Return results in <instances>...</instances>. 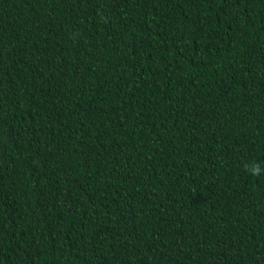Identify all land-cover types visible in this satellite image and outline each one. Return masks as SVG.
<instances>
[{
	"label": "trees",
	"instance_id": "16d2710c",
	"mask_svg": "<svg viewBox=\"0 0 264 264\" xmlns=\"http://www.w3.org/2000/svg\"><path fill=\"white\" fill-rule=\"evenodd\" d=\"M264 0H0V264H264Z\"/></svg>",
	"mask_w": 264,
	"mask_h": 264
},
{
	"label": "clouds",
	"instance_id": "9594fccd",
	"mask_svg": "<svg viewBox=\"0 0 264 264\" xmlns=\"http://www.w3.org/2000/svg\"><path fill=\"white\" fill-rule=\"evenodd\" d=\"M245 171L253 177H260L264 175V167L259 163H248L245 164Z\"/></svg>",
	"mask_w": 264,
	"mask_h": 264
}]
</instances>
